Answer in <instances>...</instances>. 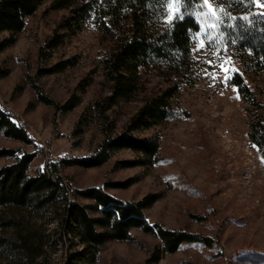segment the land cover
<instances>
[{"label":"rangeland","instance_id":"374dc122","mask_svg":"<svg viewBox=\"0 0 264 264\" xmlns=\"http://www.w3.org/2000/svg\"><path fill=\"white\" fill-rule=\"evenodd\" d=\"M52 1L26 19L22 32L0 33V43L16 38L15 44L0 52V105L25 125L32 140L25 143L0 132V149L14 151V155L0 158V169L26 153H34L29 174L38 176L48 171L69 187L72 200L76 190L90 188L103 189L123 203L155 195L157 200L144 211L150 225L187 231L212 242L185 243L176 252L165 253L158 235L134 229L131 240L110 241L93 255L61 223L60 203L19 210L3 208L0 264H149L159 251L160 260L152 264H264V148L258 151L249 137L253 107L235 85L225 87L208 79L204 69L208 68L205 61L213 58L210 48L194 50L200 42L207 45L209 35H218L220 29L208 27L218 21L210 15L197 17L202 27L193 38L192 68L178 78L164 122L134 133L158 142V158L139 165L136 163L145 161L140 154L122 149L104 165L85 168L64 161L95 155L107 134L114 137L124 132L146 101L173 86L174 81L162 75L164 66L141 68L139 91L104 113L112 83L102 60L114 47L115 39L93 21L75 33L61 30L60 34L68 35L64 44L42 54L47 39L70 11L51 10ZM209 2L228 25L235 22L226 19L228 14L242 17L248 11L264 13V0L252 4L246 0L243 4L234 0ZM220 7L225 8L224 13L219 12ZM200 11H207V6ZM165 13L161 21L169 25ZM176 14L174 6V17ZM231 28H223L225 42L232 39ZM230 54L257 98L264 101V70L255 66L249 52L240 51L238 43L231 45ZM58 64L64 66L62 71L46 72ZM215 74L224 75L218 68ZM39 89L57 106L44 103ZM75 95L80 97L79 104L65 111L62 107ZM10 220L12 225L2 226ZM19 233L28 235L31 250H23Z\"/></svg>","mask_w":264,"mask_h":264},{"label":"trees","instance_id":"16d2710c","mask_svg":"<svg viewBox=\"0 0 264 264\" xmlns=\"http://www.w3.org/2000/svg\"><path fill=\"white\" fill-rule=\"evenodd\" d=\"M51 0H0V33L9 31L13 34L22 32L26 26V19L34 16L39 8ZM163 0H53L51 10L68 9L69 15L60 22L57 31L49 37L41 53L56 50L64 44L67 33H75L83 25L96 21L106 35L115 39V45L102 60L107 79L112 83V93L105 100L102 111L110 110L120 100H130L140 87V69L155 68L173 86L153 96L140 108L131 119L124 132L111 136L107 134L98 152L90 157L76 158L64 161L69 166L85 168L99 167L107 163L112 156L122 149L132 150L142 156L143 165L158 158L160 145L150 138H142L134 133L141 129H149L164 122L167 114L168 100L174 95L178 78H183L192 68L193 51L189 58V44L193 48V36L188 29H196L193 19L175 20L173 25H165L161 18L165 16L166 5ZM202 2L188 11H200ZM184 14L181 7L177 15ZM253 11H248L249 19L253 20ZM241 17V16H239ZM236 19L234 27L230 29L232 39H236L243 54L250 53L255 66L264 70V22L249 23L243 19ZM198 19V18H197ZM12 37L0 43V52L15 44ZM64 66L58 64L47 73L62 71ZM245 81L242 74L234 75V85L239 89L245 100L253 107V120L250 123L249 137L259 149L264 148V101ZM36 85V84H35ZM37 86V85H36ZM38 87V86H37ZM40 99L49 105L57 106L52 99L38 90ZM80 102L79 96H73L62 108L65 111L74 109ZM14 115L0 105V132L5 136L25 143L32 140L23 123L16 122ZM14 155L13 150L0 149V158ZM34 153H26L12 165L0 169V210L22 209L29 206L42 207L45 205L62 206L63 217L61 223L79 238L81 243L98 255L110 241L131 240V232L141 229L154 233L163 243V251L174 253L185 243L200 242L210 245L212 239L202 237L187 231L165 229L159 225H150L144 211L152 205L157 197L147 196L138 202L123 203L112 197L103 189L90 188L76 190L71 199L69 187L55 178L48 171L38 176H31L28 172L30 164L35 158ZM112 186H123L113 184ZM94 202L93 205H83L79 199ZM95 214L97 216H93ZM14 222L6 221L2 226H10ZM23 250H31L28 235L18 234ZM161 251L148 260L149 264L158 262Z\"/></svg>","mask_w":264,"mask_h":264},{"label":"snow or ice","instance_id":"6c2138e0","mask_svg":"<svg viewBox=\"0 0 264 264\" xmlns=\"http://www.w3.org/2000/svg\"><path fill=\"white\" fill-rule=\"evenodd\" d=\"M204 6H207V11H192L189 12V8H195L197 4L201 3ZM226 2V0H217V3ZM236 3L243 4L245 3V0H234ZM248 4L255 3L256 0H246ZM163 5H166V11H167V23L171 27L173 25L174 19L183 21L186 18L193 19V22L196 24V29H188L189 33L195 37L198 35L200 28L202 25L199 23V20L197 19L198 16H212L215 18L218 23L215 24H209V28L214 29H220L218 35L216 37H213L211 35L208 36V44L205 45L203 42H200L196 45L195 51L202 52L205 50L206 47L211 49V57L205 63L208 65V68L204 69V72L208 75V79L216 80L219 84H222L225 87H234V77L232 75H229L230 72L240 74V70L235 67L233 56L230 54V47L231 45H235L237 43L236 39H230L225 42V33L223 31V28L225 27H234V25H228L224 23L225 17H222L217 14V12L213 9L212 3L209 2V0H163ZM162 5V6H163ZM175 6V10L177 13L180 12L181 7L184 8V14L177 15L174 17L173 15V8ZM220 13L225 12L224 7L219 8ZM254 19L250 20L249 15H244L242 17H239V19H243L244 21H248L249 23H256V22H264V13L261 14H253ZM226 19L236 20L238 17L232 16L231 14H228ZM193 51L191 40L189 44V58H191V52ZM264 60V57L261 58ZM225 64H230L231 67H225ZM219 69L221 72L224 73L223 77H218L215 74V69ZM209 69H212L213 71L210 73ZM246 83V82H245ZM215 86V85H213ZM237 99H239V96H237ZM253 147L256 148L257 146L253 144ZM260 151V149H257ZM261 163L264 164V156L261 157Z\"/></svg>","mask_w":264,"mask_h":264}]
</instances>
